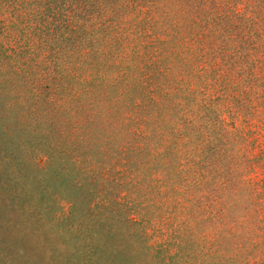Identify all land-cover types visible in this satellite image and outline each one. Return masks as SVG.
<instances>
[{"label": "trees", "instance_id": "16d2710c", "mask_svg": "<svg viewBox=\"0 0 264 264\" xmlns=\"http://www.w3.org/2000/svg\"><path fill=\"white\" fill-rule=\"evenodd\" d=\"M0 41V84L24 74L22 84H33L24 93L31 89L29 98L43 111L55 114L77 104L68 81L88 95L94 81L97 101L103 92L112 93L99 116L111 124L119 119L124 135L135 138L144 116L138 120L133 111L159 105L165 94L170 100L157 109L166 131L159 148L173 145L176 154L184 151L181 146L192 148V179L179 183L192 190L197 222L213 219L231 196L248 204L233 211L253 219L250 213L264 198V179L255 170L264 176V0H0ZM41 79L50 92L38 101ZM138 80L147 88L140 97L144 104L117 88ZM56 90L63 95L52 96ZM19 116L29 127L38 121ZM76 121L51 134L74 145L82 126ZM116 137V130L98 133L90 146L111 158L118 148L106 153L101 145ZM110 164L116 173L117 161ZM171 167L173 177L175 168L176 175L183 173L175 160Z\"/></svg>", "mask_w": 264, "mask_h": 264}, {"label": "rangeland", "instance_id": "374dc122", "mask_svg": "<svg viewBox=\"0 0 264 264\" xmlns=\"http://www.w3.org/2000/svg\"><path fill=\"white\" fill-rule=\"evenodd\" d=\"M158 63L163 66V59ZM62 67L68 71L64 64ZM18 75L10 83L0 84V264H264V198L254 206L250 221L243 219V212L233 211L237 204H248L231 196L224 199L222 210L213 219L197 222L192 190L185 191L184 183H179L180 178L192 179L191 172L187 173L192 148L181 146L184 151L178 154L172 144L159 148L160 134L166 131L157 109L170 100L165 94L159 105H149L145 112L139 105V113L133 111L138 120L144 118L139 121L140 136L131 138L124 135L126 127L119 119L111 124L99 116L106 112L102 108L109 104L112 93L103 92L97 101L91 88L94 81L88 87L89 95L85 89L78 92L77 83L68 81L77 94V104L54 114L39 108L37 99H30L31 89L24 93L32 83L26 80L22 84L25 75ZM44 82L37 83L42 87L38 101L49 97ZM117 88H125V98L143 103L140 97L147 88L142 81L120 83ZM58 95L63 94H52ZM4 101L9 113H5ZM20 103L25 107H19ZM20 114L38 121L29 127ZM127 120L129 125L133 123L132 117ZM70 121L82 125L72 146L51 134L70 126ZM113 130L116 139L105 138L108 141L101 147H106V153L115 147L118 151L111 158L97 155L98 148L90 142L98 133ZM173 160L184 167L179 175L175 168L174 177ZM115 161L119 170L113 173L110 163ZM255 170L259 180L264 179Z\"/></svg>", "mask_w": 264, "mask_h": 264}]
</instances>
